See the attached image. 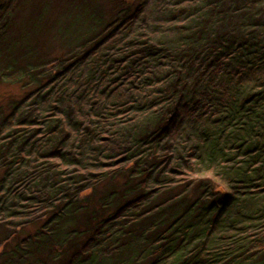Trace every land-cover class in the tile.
<instances>
[{"label": "trees", "instance_id": "trees-1", "mask_svg": "<svg viewBox=\"0 0 264 264\" xmlns=\"http://www.w3.org/2000/svg\"><path fill=\"white\" fill-rule=\"evenodd\" d=\"M157 4L0 0V264H264V0Z\"/></svg>", "mask_w": 264, "mask_h": 264}, {"label": "rangeland", "instance_id": "rangeland-1", "mask_svg": "<svg viewBox=\"0 0 264 264\" xmlns=\"http://www.w3.org/2000/svg\"><path fill=\"white\" fill-rule=\"evenodd\" d=\"M153 3H158L156 5L155 11H154L155 14L156 15L160 14L162 12L163 8H165L162 6L164 3V0H153ZM71 6H72L71 4H66V5H64V7H62V9H58L55 12L57 14V16L55 17V29L58 28V26L66 18H69L71 16L77 17L79 15V12L81 11L80 8L78 10L74 6H72V7ZM70 7H71V9H69ZM162 15H164V13ZM148 22H150L149 19H148ZM152 23H154V22L152 21L149 24L154 26ZM88 26H87V23H85V22H82L78 26H75V24H73L71 31L74 34L75 38L79 40L80 36H82L83 33H85L87 31ZM58 48H59V46H55V50H57ZM57 51H59V50H57ZM20 92H21V90H20L19 85H13L9 82H6L5 80L0 81V107H1L0 112L5 111L7 109L10 97L13 95L15 97H18L20 95ZM180 141L182 142V140H180ZM214 175H213V177H214ZM215 179L218 180L219 176H217V177L215 176ZM7 219H8L7 222L10 221L12 226L16 225V223H18L19 221L24 220V219L20 220V218H13L12 220H10L9 218H7Z\"/></svg>", "mask_w": 264, "mask_h": 264}]
</instances>
